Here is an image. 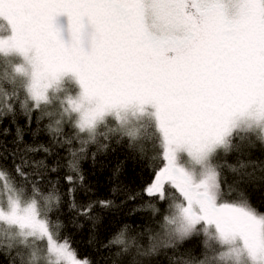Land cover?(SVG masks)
Segmentation results:
<instances>
[{
    "label": "snow or ice",
    "instance_id": "6c2138e0",
    "mask_svg": "<svg viewBox=\"0 0 264 264\" xmlns=\"http://www.w3.org/2000/svg\"><path fill=\"white\" fill-rule=\"evenodd\" d=\"M0 21V122L22 115L67 148L78 215L114 206L75 201L91 146L126 141L145 163L159 160L128 199L146 197L153 217L164 205L161 230L126 259L135 240L125 226L104 246H120L112 264H152L169 250L170 264H264V211L241 187L264 173L244 159L264 149V0H0ZM52 151L0 147V264H93L54 218L57 184L41 186L60 165L34 157ZM196 237L200 257L178 251Z\"/></svg>",
    "mask_w": 264,
    "mask_h": 264
},
{
    "label": "trees",
    "instance_id": "16d2710c",
    "mask_svg": "<svg viewBox=\"0 0 264 264\" xmlns=\"http://www.w3.org/2000/svg\"><path fill=\"white\" fill-rule=\"evenodd\" d=\"M4 86L10 87L7 84ZM17 127L23 129V143L19 144L16 143ZM3 128L9 129L6 135H0V147H3L6 152H12L17 148L23 150L25 145L43 144L52 147V154L45 155L39 152L34 157L37 160L44 159L50 167H57V163L60 165L56 172H45V179L41 186L48 189L50 182L56 183L59 192L63 194L64 202L61 211L55 213L54 218L62 221V235L70 238L73 247L78 250L81 257L89 258L93 264H112L116 260L115 253L119 252L120 246L113 245L108 248L104 246L127 226V238L135 240L129 257H126V259L130 258L135 254L137 246L147 248L151 243L150 238L161 230L164 205H159L161 214L153 217L149 211L140 207L146 197L140 195L135 200L128 199L130 194L139 192L151 181L153 170L159 164V160L145 163L138 158L137 153L127 147L126 141L116 143L113 140L107 150L101 151H97L96 146H91L88 155L80 161L84 181L82 184L78 182L75 185V201L78 205H86L90 202L111 200L114 206L102 208L99 203H95L89 218L78 215L69 204L70 197L67 193L70 185L64 179L69 173L67 165L71 159L67 148H57L52 138L44 132L34 135L36 124L33 123L29 127L22 115L4 119L0 122V129ZM155 154L156 152L149 146L147 155ZM249 158L264 165V149L257 143L256 147L250 150V157L245 154L244 159ZM227 160L229 163H236L237 154L228 155ZM5 163L9 168L12 167L10 158ZM225 175L229 182L236 178L227 169H225ZM261 176H264V173L257 169L254 181H246L241 187L246 190L252 203L264 211V181L260 179ZM202 239V237L190 239L180 246L178 251L181 253L190 251L192 255L200 257L203 250ZM173 254L171 250L161 253L158 257L151 258L152 264H170L168 257Z\"/></svg>",
    "mask_w": 264,
    "mask_h": 264
}]
</instances>
